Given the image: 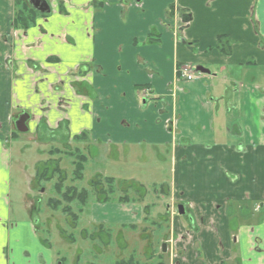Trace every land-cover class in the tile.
Returning <instances> with one entry per match:
<instances>
[{
	"label": "crops",
	"instance_id": "0c3cea01",
	"mask_svg": "<svg viewBox=\"0 0 264 264\" xmlns=\"http://www.w3.org/2000/svg\"><path fill=\"white\" fill-rule=\"evenodd\" d=\"M48 1L24 28L16 0H0V264L60 259L27 198L14 215L6 144L21 110L32 131L43 122L68 143L150 146L170 161L168 196L185 216L110 201L93 206L95 224L137 229L164 213L165 264H264V0ZM182 66L207 71L187 80Z\"/></svg>",
	"mask_w": 264,
	"mask_h": 264
},
{
	"label": "rangeland",
	"instance_id": "374dc122",
	"mask_svg": "<svg viewBox=\"0 0 264 264\" xmlns=\"http://www.w3.org/2000/svg\"><path fill=\"white\" fill-rule=\"evenodd\" d=\"M68 144L70 147L67 151L76 147L81 149L85 147L84 142L71 141ZM6 145L10 147L12 200L14 212H16L14 215L26 216L23 205L27 195L32 198L40 197L41 210L38 215L40 218V235L59 256L60 259L57 264H115L120 259H128L131 254L140 264L143 262L156 264L161 259L167 261L168 257L165 258L167 253L162 254L160 250L161 241L165 240L168 235V226L163 221L164 216H166L164 213L153 216L154 220H157L156 224H152L146 219L137 229L117 224L109 225L112 228L110 229L111 238L104 233L98 235V229L94 227L95 224H91L90 214H87L93 206L96 207L100 204L95 196L97 191L92 189L90 185L92 178L94 179L97 175L112 176L115 179L114 191L111 193L112 198H117L123 194L121 188H124L125 185L139 183L146 186L148 190V194L147 196L145 194L143 200L144 204H155L157 207H162L165 202H171L170 198L163 195L161 191L162 184H170L172 175L170 161L167 158L166 160L160 159L152 147L137 145L132 147L128 153L122 146L118 147L117 151L109 144L104 143L91 146L90 151H87L89 155H87L88 159L83 171L84 177L76 182L71 181L74 167L72 164L73 157L63 153L60 167L65 171L67 179L65 183L68 185L75 183L79 188L89 189L91 194L83 212L79 213V218L76 220L63 211L66 203H63L58 209H53L47 204L49 197L58 196L53 189L57 175L53 181H39L42 189H45L43 193L39 194L34 189L36 185L34 176L38 161L50 157L49 150L51 147L58 146L63 152L65 147L55 142H40L35 138L32 130L18 133L14 143ZM142 149H145L143 156L140 155ZM52 157L57 158L59 155ZM103 186L107 187V184L103 182ZM129 188L130 196L134 197L135 201H140L136 199L138 195L135 187ZM170 204L174 206L176 212V203L171 202ZM73 208L74 213L78 211L75 204H73ZM162 211L164 210L162 209ZM143 224L146 227L145 231L142 230ZM83 229H86L85 233L88 234V238H84ZM144 232H147L148 239L145 238L142 242L141 236ZM162 233H165L164 238L161 237ZM71 238H74L73 241Z\"/></svg>",
	"mask_w": 264,
	"mask_h": 264
},
{
	"label": "trees",
	"instance_id": "16d2710c",
	"mask_svg": "<svg viewBox=\"0 0 264 264\" xmlns=\"http://www.w3.org/2000/svg\"><path fill=\"white\" fill-rule=\"evenodd\" d=\"M16 14L14 19V26H20L27 28L31 24L35 22L36 15L39 14L36 10H34L30 4L25 0H16ZM173 10V6H172ZM185 19H188L187 15L184 16ZM220 43L222 48H224L225 51L227 50V41L224 37H220ZM79 138V137H75ZM63 151L60 148H53L50 153L55 155L62 153ZM65 154H68L69 156L73 157V163H74V171H73V180H79L83 178V171L85 168V162L87 160L86 154H84L79 148H74L73 150L67 151L64 150ZM62 156L58 158H50L49 160L45 161L43 163V166L38 170V178L40 180L42 179H49L51 177H54L57 175L58 180L55 184V189L58 193V196L52 197L48 201V205L53 209H58L63 203H66V206H64L63 211L71 215L73 218H76L78 220L79 213H82L83 207L87 204L89 198H90V190L86 188H79L76 185H69L64 186L63 182L66 179L65 178V171L60 167ZM51 166V167H50ZM102 177V179H99ZM103 182L107 184L108 188L103 186ZM114 183L115 179L112 176H101L97 175L94 179L91 180L90 184L91 187L97 191L98 195L102 196L103 201H109L112 199H116L119 202H128L135 200L134 197H130L129 190L132 186V184L125 186L122 188L123 194L118 196L117 198L111 197V193L114 191ZM135 191H137L135 189ZM138 192V191H137ZM146 194V189L143 188L142 194H138L136 199H142ZM73 204L78 207V211L74 213L73 211ZM92 236V235H91ZM74 238H71L73 241ZM116 264H140L138 260L135 259L134 256L129 257L128 259H120L116 262ZM141 264H150L148 262H143ZM156 264H165L164 260H160Z\"/></svg>",
	"mask_w": 264,
	"mask_h": 264
},
{
	"label": "flooded vegetation",
	"instance_id": "af4514ba",
	"mask_svg": "<svg viewBox=\"0 0 264 264\" xmlns=\"http://www.w3.org/2000/svg\"><path fill=\"white\" fill-rule=\"evenodd\" d=\"M25 1H27L29 4H30V6L34 9V10H36L37 12H39V13H45V12H41L38 8H37V6H34V4L33 3H31L30 2V0H25ZM40 1V6H42L43 4H46V2L48 3V5H49V1L48 0H39ZM20 117H24V118H26V126H27V130L26 131H24V132H28L29 130H30V128H29V125H28V122H29V120H30V114L26 111V110H21V111H19L16 115H15V118H14V128H15V133H16V135H18V133H22L21 131H19L18 130V128H17V125H16V123H17V121L18 120H20ZM23 132V133H24ZM34 134H35V138L37 139V140H39L40 142H46V143H53V142H55V143H57V144H62L64 147H65V149L64 150H67L68 149V147H70L69 146V144H68V142L67 141H64V140H60L61 138H60V133L59 132H53L52 130H49L48 128H47V126H45L44 125V123L42 122V123H40V125H39V127L38 128H36V130H34V131H32ZM59 142V143H58ZM60 148V147H58V146H54V147H51L50 148V150H49V155H50V157L49 158H46L45 160H40V161H38V163H37V166H36V171H35V176H34V181H36V185L34 186V189L36 190V191H38V193L40 194V193H43L44 192V190L45 189H42V187L40 186V183H39V181H42V180H45V181H47V182H49V181H53V179H55V176L54 177H51V178H49V179H42V180H40L39 178H38V170L41 168V166H43V163L45 162V161H47V160H49L50 158H53L52 156H53V154H51L50 153V151L53 149V148ZM87 147V146H86ZM84 148V149H81V148H79V147H76V148H79L81 151L82 150H85L83 153L84 154H86V156L87 155H89L88 153H87V151H90V149H88V148ZM61 149V148H60ZM62 150V149H61ZM63 151V150H62ZM64 152H62V153H59V154H55V155H59V157H60V155L62 156V154H63ZM65 154V153H64ZM67 156H69L68 154H66ZM58 158V157H57ZM62 158H63V156H62ZM62 158H61V160H62ZM87 159H88V156H87ZM73 160H74V158H73ZM73 160H72V164L74 165V163H73ZM86 162H87V160H86ZM85 162V163H86ZM51 167V166H50ZM73 171H74V167H73ZM83 177H84V175H83ZM65 178H66V176H65ZM73 178V172H72V177H71V181H73V182H76L77 180H73L72 179ZM83 179V178H82ZM93 179V178H92ZM57 180H58V177H57ZM56 180V181H57ZM66 180L67 179H65L64 180V186H69V185H75V183H72V184H67V183H65L66 182ZM80 180V179H79ZM91 182V181H90ZM126 183H128V182H126ZM131 183V182H130ZM55 184H56V182H54L53 183V189L55 190V192H56V194H58L57 193V191H56V189H55ZM67 184V185H66ZM132 184V183H131ZM91 185V184H90ZM77 186V185H76ZM126 186V185H125ZM124 186V187H125ZM132 186H134L135 187V189L138 191H136V194L138 195V194H142V190H143V188H145L146 189V196H147V194H148V190H147V187L146 186H144L143 184H139V183H133L132 184ZM106 188H108V186L106 187ZM93 189V188H92ZM161 191H162V194L163 195H169L168 194V189L166 188V184H162L161 185ZM121 192H123L122 191V188H121ZM156 192V191H155ZM37 196H40V195H37ZM96 198H97V202H100V204H106V203H108V202H110L111 200H109V201H103V200H101L102 199V196L101 195H98V193L96 192ZM120 196V195H119ZM54 197H56V196H54ZM131 198H132V196H130ZM138 197H139V195H138ZM143 198L142 199H140V201H143L144 200V197H145V195L144 196H142ZM169 197V196H168ZM26 198H27V200H28V204H29V211H30V214H31V216H33V218H34V220L36 221V223H37V227L38 228H40V218H39V213H40V210H41V206L39 205V203H40V197H31L30 195H27L26 196ZM50 198H52V196L51 197H49V199ZM49 199L47 200V204H48V201H49ZM112 201H117L116 199H112ZM132 201V200H131ZM131 201H128V202H120V203H129V202H131ZM133 201H135V200H133ZM117 202H119V201H117ZM137 202H139V201H137ZM171 202H165L164 204H165V206H170L171 204H170ZM167 204V205H166ZM179 204H183V203H177L176 204V209H177V211L176 212H178V214H179V210H178V206H179ZM185 205V204H184ZM49 206V205H48ZM173 208H174V206H172ZM84 208V207H83ZM83 212V211H82ZM186 213H187V207H186V205H185V213L184 214H180V215H183V216H185L186 215ZM87 214H90V218H91V224H95L94 222H93V219H92V213H91V210L89 211L88 210V213ZM94 227L96 228V229H98V235H101L102 233H104V234H107L108 236H109V238H111V230L110 229H112V228H110L109 227V225H106V224H104V223H98V224H95L94 225ZM85 230L86 229H83V234H84V238H88L89 236H88V234L87 233H85ZM86 235V236H85ZM91 236V235H90ZM172 236H170L169 238H166L165 240H162L161 241V247H160V250H161V253L162 254H168L169 252H170V246L172 245ZM174 240V239H173ZM163 242H167V252H162V243ZM132 256V254L129 256V257H131ZM134 256V255H133ZM136 259V258H135ZM116 264V263H115Z\"/></svg>",
	"mask_w": 264,
	"mask_h": 264
},
{
	"label": "water",
	"instance_id": "95a60500",
	"mask_svg": "<svg viewBox=\"0 0 264 264\" xmlns=\"http://www.w3.org/2000/svg\"><path fill=\"white\" fill-rule=\"evenodd\" d=\"M30 2L33 3L34 6H37V8L41 12H49L50 11V6L48 5L47 2H46V4H43L42 6H40L39 0H30ZM196 70L197 71H207L202 66L197 67ZM16 125H17L18 130L21 132H24L28 129L26 126V118H24V117H20V120L17 121ZM178 210H179V214H184L185 213V205L179 204ZM162 252H164V253L167 252V242L162 243Z\"/></svg>",
	"mask_w": 264,
	"mask_h": 264
},
{
	"label": "built area",
	"instance_id": "2783aa9c",
	"mask_svg": "<svg viewBox=\"0 0 264 264\" xmlns=\"http://www.w3.org/2000/svg\"><path fill=\"white\" fill-rule=\"evenodd\" d=\"M180 72L187 80H191L197 76L196 72L189 66H182Z\"/></svg>",
	"mask_w": 264,
	"mask_h": 264
}]
</instances>
